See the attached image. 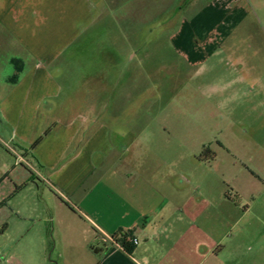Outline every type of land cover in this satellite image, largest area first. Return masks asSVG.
<instances>
[{
    "label": "crops",
    "instance_id": "obj_1",
    "mask_svg": "<svg viewBox=\"0 0 264 264\" xmlns=\"http://www.w3.org/2000/svg\"><path fill=\"white\" fill-rule=\"evenodd\" d=\"M105 2L0 0V234L16 216L40 221V264L245 263L234 245L220 259L202 183L108 124L105 86L90 96L58 78L75 71L57 60L105 25ZM125 235L130 250L108 239Z\"/></svg>",
    "mask_w": 264,
    "mask_h": 264
},
{
    "label": "rangeland",
    "instance_id": "obj_2",
    "mask_svg": "<svg viewBox=\"0 0 264 264\" xmlns=\"http://www.w3.org/2000/svg\"><path fill=\"white\" fill-rule=\"evenodd\" d=\"M105 1V25L57 60L75 71L58 78L90 96L105 86L107 122L124 142L202 183L217 201L221 260L234 245L243 264H264V0ZM9 221L0 264H40V221Z\"/></svg>",
    "mask_w": 264,
    "mask_h": 264
},
{
    "label": "built area",
    "instance_id": "obj_3",
    "mask_svg": "<svg viewBox=\"0 0 264 264\" xmlns=\"http://www.w3.org/2000/svg\"><path fill=\"white\" fill-rule=\"evenodd\" d=\"M109 240H111L116 246L124 249V242L120 241L117 237H109ZM125 242L127 243H138V240L135 238H131L130 236H126Z\"/></svg>",
    "mask_w": 264,
    "mask_h": 264
},
{
    "label": "trees",
    "instance_id": "obj_4",
    "mask_svg": "<svg viewBox=\"0 0 264 264\" xmlns=\"http://www.w3.org/2000/svg\"><path fill=\"white\" fill-rule=\"evenodd\" d=\"M15 61H16V62H15ZM14 63H18V60H14ZM126 236H127V235L122 236L119 240L122 241V242H124V249H126V250H130V248H129V246H128L129 243L125 242Z\"/></svg>",
    "mask_w": 264,
    "mask_h": 264
}]
</instances>
